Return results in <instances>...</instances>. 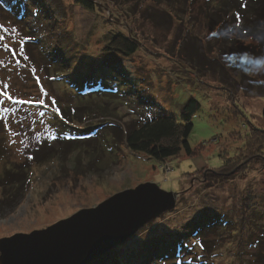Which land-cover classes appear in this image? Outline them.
I'll list each match as a JSON object with an SVG mask.
<instances>
[{
	"label": "rangeland",
	"instance_id": "obj_1",
	"mask_svg": "<svg viewBox=\"0 0 264 264\" xmlns=\"http://www.w3.org/2000/svg\"><path fill=\"white\" fill-rule=\"evenodd\" d=\"M0 1V238L152 181L178 192L175 208L88 264H264V144L246 142L264 130V76L235 67L241 53L263 54L246 37L264 20V0L241 1L253 7L243 17L217 11L219 29L241 26L238 39L212 32L200 11L220 0H91L92 10L76 0ZM118 33L136 45L128 56L109 47ZM14 60L27 66L13 73ZM110 88L113 100L98 96ZM190 96L200 104L190 156L161 161L103 136L129 113L179 120ZM37 99L44 104L20 103ZM251 134L262 143L264 133ZM227 158L235 159L225 175L207 171Z\"/></svg>",
	"mask_w": 264,
	"mask_h": 264
},
{
	"label": "water",
	"instance_id": "obj_2",
	"mask_svg": "<svg viewBox=\"0 0 264 264\" xmlns=\"http://www.w3.org/2000/svg\"><path fill=\"white\" fill-rule=\"evenodd\" d=\"M178 192L152 181L119 190L53 224L0 238V264H88L175 208Z\"/></svg>",
	"mask_w": 264,
	"mask_h": 264
},
{
	"label": "trees",
	"instance_id": "obj_3",
	"mask_svg": "<svg viewBox=\"0 0 264 264\" xmlns=\"http://www.w3.org/2000/svg\"><path fill=\"white\" fill-rule=\"evenodd\" d=\"M76 1L78 4H80L81 6H83L88 10H92L96 5V3H94L91 0H76ZM241 1L243 0H220L219 1L220 9H215V10H212L210 8L216 5V3L215 4L213 3V6H208L207 3L206 4L207 6L203 8V9L207 8L208 9V10L206 9L207 12L202 9L200 11L204 16H206L210 30L212 32L216 31L218 33L219 27L222 25V23H225L224 21L225 19H223L224 16H219L220 17L219 18L217 11H219L220 14L222 13H225L226 15L229 14L232 18H234L236 17L237 14H240V16L243 17L245 16L244 14L245 10L249 11L250 8L253 9L250 3L245 5L240 3ZM1 2L2 1H0V4ZM110 45L111 46L109 47L117 50V52L122 53L123 55L126 56H128L129 54L133 53L136 50L135 43L132 42L130 39H128L126 36H124L122 33H118L115 36H113V38L110 40ZM259 47L260 48H258V50L262 51L264 54V47L261 46ZM21 48L24 49L23 46H21ZM194 49H195L194 47L190 48V44L187 45L186 51L189 50L188 53L190 54L191 57H193L192 53H194ZM219 50L220 52H227L225 53L227 58L232 53L231 51H228V48L226 47H222V48L219 47ZM198 61H200V57ZM14 62L17 69L13 68V70H11L13 73H17V71L20 70L21 67L27 66V65H23V63L21 64L19 60H17V63L16 60H14ZM18 64H21L22 66L19 67ZM3 68L5 67L3 66ZM100 80L102 79H99V81ZM97 81L98 79L94 78L92 82H97ZM88 83L89 82H87V84ZM114 83L117 84V80ZM75 84L71 83L70 87L76 89ZM247 87H251L250 82H249V86ZM80 91L82 94H85V91H87V89L83 87ZM109 91L110 93L108 94L104 93V95L100 94L98 96L104 97L109 100L111 99L113 100L115 97H110L111 96L110 94H112L113 91L112 88H110V90H107L106 92ZM260 95L263 94H259V96ZM84 98L90 100L89 97H84ZM116 100H118V98H116ZM27 107L30 109V106ZM199 108H200L199 102L194 97L190 96L182 106L179 120L176 117L166 115L165 113L143 112V111L140 114L129 113L134 117L132 116L128 120H124V119L120 120V122L112 121V120L107 122L106 123L107 125L103 129L104 131L103 136L106 133H108L114 146L117 145L116 139H118L119 144L120 145L124 144L128 150L132 152H143L147 154L149 157H153L161 161H166L168 158L177 156L181 152H184L185 155L190 156L194 154V151L191 149L190 144L188 142V137L193 129V122L191 118L192 115L199 110ZM119 109L120 108L118 106H115L114 108L112 107V110L115 111H119ZM13 113H14V109H13ZM13 113H9V115ZM263 117H264V110H263ZM70 120L72 122L78 121V119L74 120L73 117H71ZM41 127H42L41 130H45L44 126ZM59 131L62 132L60 134L67 133L63 129H59ZM251 132L264 133V130L255 127L254 129L251 130ZM251 132L249 131V133L246 135V139H247L246 142L248 143V145H250V147L255 145V143L259 144V146L260 144L263 145L264 139H261L262 143H260V141L258 140L256 141V139H260V136L259 138L258 136L257 137L253 136ZM234 159L235 158H227L221 168L216 170L207 169V171L212 175H217V176L225 175L227 171L230 169L229 167H231L229 166L230 162H233ZM204 180H206V177L204 178ZM11 184L15 185L16 180ZM14 195H16V192ZM204 227H206V225ZM198 241L200 243H203L202 236L199 237Z\"/></svg>",
	"mask_w": 264,
	"mask_h": 264
},
{
	"label": "clouds",
	"instance_id": "obj_4",
	"mask_svg": "<svg viewBox=\"0 0 264 264\" xmlns=\"http://www.w3.org/2000/svg\"><path fill=\"white\" fill-rule=\"evenodd\" d=\"M219 31H222L227 39H238L243 34V29L239 24H226L223 25ZM249 42L258 46L264 47V20L258 22L254 28H249L246 37ZM239 56H243L245 63L243 68H239ZM237 57L235 67L240 71L247 73L251 76H264V54L254 55L251 53H241Z\"/></svg>",
	"mask_w": 264,
	"mask_h": 264
},
{
	"label": "snow or ice",
	"instance_id": "obj_5",
	"mask_svg": "<svg viewBox=\"0 0 264 264\" xmlns=\"http://www.w3.org/2000/svg\"><path fill=\"white\" fill-rule=\"evenodd\" d=\"M213 35H215V33H213ZM4 37H0V40H3ZM4 96L8 99H11V97L9 96L8 92L4 93ZM20 103H36V104H44L43 100L37 99L35 101H20Z\"/></svg>",
	"mask_w": 264,
	"mask_h": 264
}]
</instances>
